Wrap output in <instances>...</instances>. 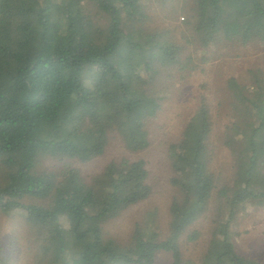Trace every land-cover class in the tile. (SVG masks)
I'll list each match as a JSON object with an SVG mask.
<instances>
[{"label": "trees", "instance_id": "obj_1", "mask_svg": "<svg viewBox=\"0 0 264 264\" xmlns=\"http://www.w3.org/2000/svg\"><path fill=\"white\" fill-rule=\"evenodd\" d=\"M83 1L0 0V217L25 213L35 231L27 246L33 264H155L159 253L169 254L171 264H196L184 260L180 245L197 241L198 231L186 232L217 195L215 226L199 264H258L236 251L232 227L241 207L264 204V79L258 72L248 86L234 77L226 81L231 106L244 119L225 141L236 162L231 187L217 190L210 171L205 102L169 146L175 195L165 240L137 227L123 243L104 233L107 222L151 196L145 158H111L90 181L77 175L62 185L63 173L38 170L42 158L101 157L110 132L131 155L147 151L148 125L162 110L147 84L161 75L159 68L181 72L189 65L179 67V51L165 35L138 27L145 0H91L106 17L103 30L85 15ZM194 19L188 25L205 49L219 36L264 46V0H196ZM27 199L44 204H24ZM1 248L0 264H12L15 254L1 257Z\"/></svg>", "mask_w": 264, "mask_h": 264}, {"label": "rangeland", "instance_id": "obj_2", "mask_svg": "<svg viewBox=\"0 0 264 264\" xmlns=\"http://www.w3.org/2000/svg\"><path fill=\"white\" fill-rule=\"evenodd\" d=\"M195 2L196 0H145L142 4L145 17L138 27L146 33L165 35V40L179 51V64H182L179 67L189 64L187 69L181 70L182 73L176 66L159 68L162 70L161 75L155 76L147 84L149 91L152 90L162 102L161 112L148 125L151 141L148 150L131 155L124 149L121 139L110 132L103 155L95 160L71 162L42 158L38 164L40 171L53 172L57 176L63 173L57 180L62 185L77 175L82 181H90L111 158H145L150 171L152 193L147 200L128 208L121 216L104 225L106 236L117 242L129 241L136 227L141 232L155 231L160 240H165L168 236V210L175 195L170 183L172 172L168 149L179 140L185 123L203 102L210 109L209 142L212 154L209 165L217 190L222 186L231 187L235 178V156L226 147L225 141L229 140L228 135L233 137V132L228 129L235 124L242 125L244 119H239L232 108L234 99L226 88V81L234 77L240 84L248 86L254 72H258L264 79V46L260 43L242 46L237 42L223 41L219 36L211 47L203 48L192 25H188V22H195ZM83 6L85 15L92 19L98 29L103 30L106 17L96 9L91 0H84ZM131 23L133 22L128 21L126 24L129 26ZM240 147L241 143L237 141L236 150H240ZM23 203L44 204L30 199ZM219 204L220 199L216 195L206 214L186 232L198 231L199 237L195 242L181 243L184 260L200 263L212 237ZM24 218L25 213L22 211L0 217L1 257L15 254L16 259L12 264H33L27 246L34 239L35 231L29 230ZM232 227L236 251L246 259L264 264V204L241 207ZM14 247L18 249H12ZM11 249L16 252H11ZM155 264H171L170 255L159 253Z\"/></svg>", "mask_w": 264, "mask_h": 264}]
</instances>
